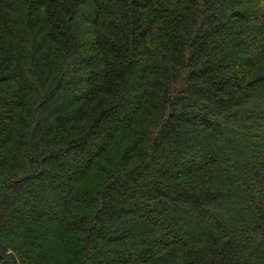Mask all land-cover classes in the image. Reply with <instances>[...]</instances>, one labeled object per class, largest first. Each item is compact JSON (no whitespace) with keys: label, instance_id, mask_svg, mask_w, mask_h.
Segmentation results:
<instances>
[{"label":"trees","instance_id":"1","mask_svg":"<svg viewBox=\"0 0 264 264\" xmlns=\"http://www.w3.org/2000/svg\"><path fill=\"white\" fill-rule=\"evenodd\" d=\"M0 264H264V0H0Z\"/></svg>","mask_w":264,"mask_h":264},{"label":"rangeland","instance_id":"2","mask_svg":"<svg viewBox=\"0 0 264 264\" xmlns=\"http://www.w3.org/2000/svg\"><path fill=\"white\" fill-rule=\"evenodd\" d=\"M40 194V193H39Z\"/></svg>","mask_w":264,"mask_h":264}]
</instances>
